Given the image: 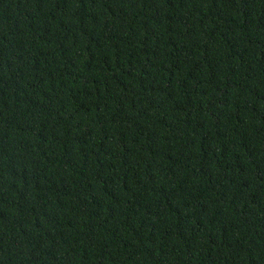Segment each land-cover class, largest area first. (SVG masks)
Segmentation results:
<instances>
[{
  "label": "trees",
  "instance_id": "trees-1",
  "mask_svg": "<svg viewBox=\"0 0 264 264\" xmlns=\"http://www.w3.org/2000/svg\"><path fill=\"white\" fill-rule=\"evenodd\" d=\"M0 264H264V0H0Z\"/></svg>",
  "mask_w": 264,
  "mask_h": 264
}]
</instances>
